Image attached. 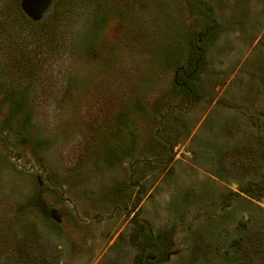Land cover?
<instances>
[{
	"label": "rangeland",
	"instance_id": "obj_1",
	"mask_svg": "<svg viewBox=\"0 0 264 264\" xmlns=\"http://www.w3.org/2000/svg\"><path fill=\"white\" fill-rule=\"evenodd\" d=\"M0 264H264V0H0Z\"/></svg>",
	"mask_w": 264,
	"mask_h": 264
},
{
	"label": "trees",
	"instance_id": "obj_2",
	"mask_svg": "<svg viewBox=\"0 0 264 264\" xmlns=\"http://www.w3.org/2000/svg\"><path fill=\"white\" fill-rule=\"evenodd\" d=\"M161 236H162L163 240H165V244L164 245L166 247V252H167L173 246L172 238L170 237V234L168 235V232H166V231L163 232L161 234Z\"/></svg>",
	"mask_w": 264,
	"mask_h": 264
}]
</instances>
